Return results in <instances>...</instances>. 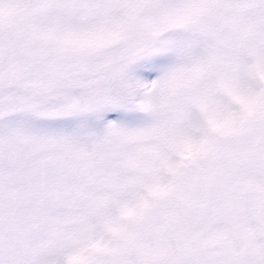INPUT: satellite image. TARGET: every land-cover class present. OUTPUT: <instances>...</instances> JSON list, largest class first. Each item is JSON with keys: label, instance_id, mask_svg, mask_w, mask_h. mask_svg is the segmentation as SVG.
<instances>
[{"label": "snow or ice", "instance_id": "6c2138e0", "mask_svg": "<svg viewBox=\"0 0 264 264\" xmlns=\"http://www.w3.org/2000/svg\"><path fill=\"white\" fill-rule=\"evenodd\" d=\"M0 264H264V0H0Z\"/></svg>", "mask_w": 264, "mask_h": 264}]
</instances>
